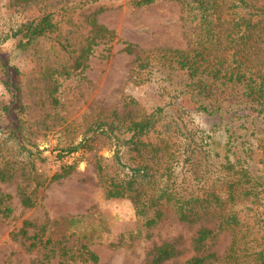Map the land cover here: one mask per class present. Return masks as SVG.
Returning a JSON list of instances; mask_svg holds the SVG:
<instances>
[{
	"label": "trees",
	"instance_id": "obj_1",
	"mask_svg": "<svg viewBox=\"0 0 264 264\" xmlns=\"http://www.w3.org/2000/svg\"><path fill=\"white\" fill-rule=\"evenodd\" d=\"M15 1L19 14L0 33V72L9 96L0 99V181L19 177L21 204L35 206L40 187L75 170L77 163L64 161V157L91 149L95 137L104 134L111 140L113 163L98 158L96 166L107 198L130 197L148 227L167 209L189 224L217 218L215 228H198L193 238L195 254L182 264L217 261L207 241L219 229L231 234L226 264H264V3L177 0L184 13L188 47L163 46L141 52L136 43L99 23L98 11L82 28L71 10L56 12L49 0ZM154 1L131 0L135 6ZM67 27L88 32L78 48L70 42ZM52 35L60 52L72 59L74 69L88 67L94 46L117 41L124 44L122 51L135 55L133 73L159 71L167 78L177 77L180 86L157 107L129 108L122 113L112 110L96 118L78 142L52 149L61 163L50 177L42 178L38 168L49 156L31 137L20 71L1 43L14 37L26 45ZM60 73L70 74L65 66ZM58 88L56 80L53 93ZM53 101L58 103L57 97ZM132 103L137 102L131 99L125 105ZM254 152L259 154L257 160L252 157ZM12 197L0 188V211L5 215L13 212ZM78 218L64 220L73 223ZM15 235L39 253L34 264H51L54 258L58 264L100 260L87 243H70V235L48 231L46 224L24 219ZM180 253L176 242L163 241L154 244L145 264H162Z\"/></svg>",
	"mask_w": 264,
	"mask_h": 264
},
{
	"label": "rangeland",
	"instance_id": "obj_2",
	"mask_svg": "<svg viewBox=\"0 0 264 264\" xmlns=\"http://www.w3.org/2000/svg\"><path fill=\"white\" fill-rule=\"evenodd\" d=\"M49 2L56 12L71 10L74 21L82 28L89 24L91 14L98 11L99 23L114 30L118 37L136 43L141 52L163 46L188 47L184 13L177 0H155L144 6H135L131 0ZM255 2L261 5L264 0ZM19 7L15 0H0V33L13 24ZM65 31L77 48L88 34L84 29L70 31L67 27ZM55 37H42L26 45L11 37L1 43L4 53L20 71L31 137L49 156V161L38 168L42 178L50 177L61 163L55 160L52 149L78 142L96 118L112 110L122 113L129 108L141 111L144 107H157L180 86L177 77L167 78L159 71L133 73L135 55L122 51L124 44L117 41L94 46L88 67L74 69L72 59L60 52ZM64 66L69 75L60 73ZM56 80L59 88L53 93ZM53 97H57L58 103ZM0 99H9L1 72ZM131 99L137 103L125 105ZM92 144L91 149H80L64 157V161L77 163L75 170L40 187L38 202L33 207L20 202L18 176L0 181V188L13 195L10 200L13 212L5 215L0 211V264H34L39 253L29 250L28 241L15 235L24 219L41 226L46 224L47 230L56 234L70 235V243H87L99 254V262L82 264H145L154 244L163 241L176 242L181 253L162 264H182L195 254L193 238L198 228L217 226L214 216L189 224L177 220L167 209L160 220L148 227L130 197L106 196L96 162L103 158V162L113 163L111 140L98 134ZM252 157L257 160L259 154L254 152ZM70 216L79 218L73 223L64 220ZM207 242L219 258L213 264H226L224 256L231 243L230 232L219 229ZM51 264H58L57 259H52Z\"/></svg>",
	"mask_w": 264,
	"mask_h": 264
}]
</instances>
